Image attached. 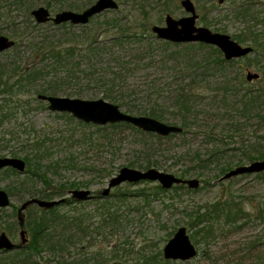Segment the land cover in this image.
<instances>
[{"label":"trees","instance_id":"1","mask_svg":"<svg viewBox=\"0 0 264 264\" xmlns=\"http://www.w3.org/2000/svg\"><path fill=\"white\" fill-rule=\"evenodd\" d=\"M157 1L161 2V0ZM45 3L48 8L56 11L78 10L79 8L71 0H46ZM12 5L23 10L27 23L21 24L12 21L13 38L16 43L11 50L16 52L15 57L17 58L10 63L0 65V125L14 118L17 114L15 110L17 106H20L22 96L27 92L35 98L39 94L67 97L90 95L89 97L93 98L89 92L68 90V87L73 84L103 86L102 97L125 108L126 112L130 114L152 116L161 121L170 118L179 119L181 122L179 126L183 128L179 134L183 136L190 132L192 124L203 111L200 110L201 104H197L198 97L203 98L209 95L211 99L219 100L225 106L231 105L229 103L232 102V108L241 116H247L254 109L264 105V72L263 77L258 80L260 84L263 83L262 85L247 87L242 90V93L234 88L233 80L228 78L213 88L203 86L205 84L202 85V83L208 75L215 74L216 71L224 74L226 65L235 62L236 59L226 60L223 53L213 45L201 42L172 43L157 38L152 32L154 24L149 15L150 10L146 5L143 6V13L139 17L132 16L133 14L130 12L129 16H116L109 20L107 18L104 22H99L97 19L100 15H97L86 25L49 23L51 27H54V30L60 31L57 38L56 34L42 32L43 25L33 19L31 12L37 5L35 0L30 1L29 5L27 0H11L10 7ZM9 11H4L0 7V16L3 13V15L9 16ZM250 13L249 4L238 6L237 16L245 19L248 25L245 27V32L236 36V39L241 43L252 45V53L256 54V61L260 62L264 57V29L259 31L258 24L264 23V16L260 20L254 15L249 18ZM76 27H82V31L78 34H76ZM23 44L24 50H21ZM158 50L159 54L155 52ZM198 51L203 54L199 55ZM247 57L249 55L243 58ZM150 67L156 68L158 72L154 77L149 76L142 86L143 89H148V95L145 97L148 99L151 97L153 102V106L147 108L135 102L141 99L135 98L141 92L134 88L128 78L139 71L150 69ZM200 70H203L204 75L198 73ZM160 73H164L170 81L163 78ZM177 81H180L181 84L177 85ZM184 82L186 83L184 84ZM174 84L176 87L173 86ZM142 87L140 88L142 89ZM140 88L139 90L142 91ZM167 91L169 95L162 98L161 93ZM133 94L135 95L133 96ZM64 115L72 118L69 114ZM78 125L83 128L79 136L80 140H95L104 147L115 142L112 139L113 135H121L127 131L141 137L143 141L153 138L162 142L163 139H171L177 135L160 136L145 132L127 122L101 126L78 120ZM90 127L96 128L97 138H94V134L87 133V129ZM5 135H7L6 132L3 135L0 132V141H6ZM204 135L211 145V150L207 157L196 155L191 158L190 166L188 165L181 172V177L190 174L194 167H198L204 172L203 170L209 168L211 164L219 163L222 155L226 152L223 150L222 143L219 144L221 140L217 134L215 135L213 129L206 131ZM263 142L264 135L258 136L252 143L250 141L246 143L243 139L239 149L246 153L248 161L261 160L264 159ZM152 151H155L153 145L144 142L136 144L134 149L136 161L130 162L129 166L140 170L157 167L158 164L149 158L141 160L144 159V155H152ZM18 153L23 154L27 164L21 187L27 186L30 181L32 182L36 178H40L44 184L34 192L31 198L53 200L56 197L65 196L71 187H89L88 183L78 182H72L68 186L60 184L57 188L52 187L47 169L52 167V163L57 158L52 156L50 148L46 146V140L43 138L33 139ZM18 153L13 152L12 155L16 157ZM55 163L59 164L60 162ZM229 168L230 166L222 167L220 172L224 175L230 170ZM3 171L16 176L22 174L11 167L5 168ZM99 171L103 178L111 177L113 174L109 168H101ZM244 175L264 178V172ZM148 182L150 181H140L136 184L125 183V187L121 185L115 188L116 192L111 195L115 197V200L120 201L129 197L146 199L151 195L146 188L131 190L130 187ZM185 186L187 185L178 184L172 189L177 190ZM153 190L154 194L162 195L171 189H164L157 183L153 186ZM8 193L11 196V189H8ZM72 203V200L68 198L64 203L52 208H42L36 204L29 206L24 211L23 226L30 237L29 244L13 250L16 252L0 264H8L9 259L18 256L19 260L16 263L25 264L32 258L31 253L42 250H49L54 255L56 264H124L125 262L118 260L128 253L130 255L131 252L126 249L125 245L132 246L133 244L128 240L123 243V248L117 244L107 252L97 248L96 244L92 245L89 241L85 247L82 245V241L86 237L97 235L108 237V235H116L121 230L126 218H123V215L113 207L114 203L107 199L102 204L105 213L100 220L93 223L84 216V213L76 214L75 211L65 210V207ZM4 210L0 209V213ZM16 217L17 221L12 225L21 229L18 213ZM188 218H190L188 224L193 230L192 236L195 237L199 234L203 242L211 243L224 231H240L243 227L241 223L244 220L251 221L253 218L259 221L264 220V207L258 206L255 215L242 207L240 203L235 202L233 198H226L215 201L200 212L198 211L196 215H189ZM194 229L196 230L194 231ZM263 239L264 236L259 237L256 241L251 242L252 247H250L255 249L258 246L259 248L264 246ZM81 246L83 248H80ZM137 256L139 263L142 264H157L159 259L165 263L169 262L164 256V258L162 257L161 253L157 256H148L140 252ZM219 259L224 263L223 258L218 257V264H222ZM52 261L48 260L47 264H51ZM257 264H264V258H259Z\"/></svg>","mask_w":264,"mask_h":264},{"label":"rangeland","instance_id":"2","mask_svg":"<svg viewBox=\"0 0 264 264\" xmlns=\"http://www.w3.org/2000/svg\"><path fill=\"white\" fill-rule=\"evenodd\" d=\"M30 1L33 0H27L28 5ZM116 1L119 3V8L101 13L97 19L99 22H104L107 18L109 20V18L116 16H129L130 12L133 14L132 16L139 17L142 15L143 6L145 5L150 10L149 15L154 25L165 24V18L168 14L174 18L188 15L181 5L182 0H161L160 3L157 0ZM192 1L199 14L197 20L198 26L208 27L212 31L228 34L237 42L239 41L236 39V36L244 33L245 27L248 25L245 19L237 16L238 6L243 4L247 6L249 4L251 8L249 18L254 15L260 20L264 16V0H251V3L250 0H226L222 4H219L218 0ZM35 2L37 5L33 9L40 6L47 7L46 0H35ZM71 2L79 7L78 10L74 11L80 12L94 4L96 0H71ZM10 3L11 0H0V7L4 11L10 10L9 16L3 15L4 13L0 16V36L6 35L14 39L12 21L26 24L27 18L22 9L14 5L10 7ZM48 9L52 15L59 12L55 9ZM42 25V32L56 34V38L60 34V31L54 30V27H51L49 23ZM258 28L259 31L263 30L264 23H259ZM75 29L77 30L76 34L82 31V27H76ZM239 43L244 46H252ZM21 50H24V44L21 46ZM155 52L157 54L160 53L159 50ZM197 53L199 55L203 54L201 51ZM15 56L16 52L11 49L1 53L0 65L12 62V60L17 58ZM256 60L255 53H250L247 58L236 59L235 62L226 65L224 74L217 71L212 75L207 74L208 76L204 79L202 85L205 84L203 86L213 88L223 82L225 78H228L233 80L232 85H234L236 90H240L241 93L247 87L262 85L263 83L260 84L258 80L263 77L264 57L260 62ZM157 72L156 68L150 67V69L142 72L139 71L128 78V81L134 88L141 92L135 97L141 99L135 102L143 107L148 108L153 106L151 97L150 99L145 97L148 95V89H143L142 86H144L149 76L154 77ZM248 72L258 73L261 77L249 81L247 79ZM198 73L204 75L203 70L198 71ZM160 75L168 79L167 81H170L164 73H160ZM176 84H181V82L177 81ZM176 84L173 86L176 87ZM137 86L139 88L142 87V89L140 88L142 91ZM68 90L72 92L82 90L85 93L89 92L93 97L90 98V95H86L79 98L98 99L103 98L101 92H103L104 87L73 84L68 87ZM168 95V91L161 93L162 98ZM21 102L20 106H17L15 110L17 114L14 118L0 125L2 135L5 132L7 134L5 135L6 141H0V151L2 152L0 156H13V152H21L33 139L38 137L45 139L46 146L50 148L52 156L57 158L52 163V167L47 169L49 172L48 179L51 180L52 187L57 188L60 184L68 186L72 182L89 184V187L69 188L66 195L63 196L66 199L72 200L70 194V190L72 189H90L93 194H100L108 186L110 179L122 167L129 166L130 162L136 161L134 153L136 144L139 145L144 142L153 145L155 151H152V155H144V159L141 160L149 158V160L158 164L155 168L172 173L178 177H181V172L191 164V158H194L196 155L207 157V154L211 150V145L207 142V137L204 135L206 131L208 132L213 129L215 135L217 134L221 140L219 144L222 143L223 150L226 151L219 163L211 164L209 168L203 170L204 172L198 167H194L190 174L181 177L199 179L201 185L197 189H190L188 186H185L177 190L171 189L162 195H156L153 193V186L157 183L148 182L130 187L131 190L146 188L147 192L151 194L146 199L129 197L123 201L115 200V197L111 195L116 192L113 189L111 194L105 198L97 196L89 200H72L73 203L66 206L65 210L75 211L76 214L84 213V216L91 223L97 222L102 218V215L105 213L102 204L107 199L111 200L114 203L113 207L119 211V214L123 215V218H126L123 227L116 235H108V237L100 235L91 237L88 235L89 237H86L82 241L84 247L89 241L92 245L96 244L97 248L107 252L117 244L123 248V243L125 240H128L132 242L133 247L131 245H125V247L132 254L128 255V253L118 261L125 262L124 264H142L139 263L138 253H145L148 256H157V254L161 253L163 257L164 246L174 236L178 228L185 226L192 242L198 249L197 256L188 261L168 260L169 262L167 263L160 260L159 257L157 264H218V257L223 258L224 263L219 259V262L221 261L222 264H257L259 258H264V246L260 248L258 246L256 247L257 249L251 248V242L264 236V220L259 221L254 218L251 221L244 220L241 223L243 227L240 231H224L211 243L203 242L199 234L195 237L192 236L193 230L188 224L190 222L189 215H196L198 211L200 212L206 206L218 200H225L226 198H233L235 202L240 203L242 207L247 211L253 212L255 215L258 211V206L264 207L263 177L240 175L227 180H220L223 176L220 172L222 167L230 166L229 169L231 170L237 166L252 162L248 161L246 153L239 148L243 139L246 143L248 141L252 143L255 142V138L257 139L258 136L264 135V105L261 108L254 109L247 116H241L232 108V102L229 103L231 105L225 106L219 100L211 99L209 95L203 98L198 97L197 104H201L200 110L203 111H201L199 117L192 124V128L188 134L184 136L177 134L171 139H163L162 142H158L153 138L143 141L141 137L127 131L121 135H113L112 139L115 142L104 147L101 144L99 145L95 140H80L79 136L83 128L79 127L78 119L70 113L49 110L47 102L39 99L38 96L35 98L29 92L22 96ZM122 110L126 112L125 108H122ZM64 114H69L72 118ZM164 122L176 125L181 124L179 119L172 118ZM87 133L94 134V138L98 137L95 127L88 128ZM223 140H225L224 143ZM16 157L23 158V154L18 153ZM57 161L60 163L56 164L55 162ZM101 168L111 169L113 171L112 176L103 178L99 171ZM200 172L201 174H199ZM24 178L25 174L23 173L16 176L3 170L0 171V188L7 192L8 189L12 191L10 207L5 208L0 213V234L6 232L17 244L21 242L20 229L12 224L17 221L16 214L18 213V209L25 200L30 199L34 192L44 185L40 178H36L32 182L30 181L27 186L21 187ZM122 187H125V184ZM61 198L56 197L55 199ZM28 239L27 244L30 242L29 235ZM80 248L83 247L81 246ZM15 252H0V262L8 258V256H12ZM31 256L32 258L25 264H47L48 260H53L51 264H56L54 255L49 250L31 253ZM17 260H19V256L9 259L8 264H17Z\"/></svg>","mask_w":264,"mask_h":264},{"label":"water","instance_id":"3","mask_svg":"<svg viewBox=\"0 0 264 264\" xmlns=\"http://www.w3.org/2000/svg\"><path fill=\"white\" fill-rule=\"evenodd\" d=\"M226 0H218L220 4ZM182 7L188 15L174 18L170 14L166 16L165 24H156L152 27V32L159 39L169 41L172 43H196L201 42L217 47L226 60H233L248 56L253 52L252 46H244L232 39L228 34L221 32H214L208 27L198 26L197 20L199 14L196 6L192 0H182ZM119 8V3L116 0H96L94 4L77 12L74 10H62L52 15L51 11L45 7L40 6L32 10L31 15L39 24H46L52 22L55 25L63 23H71L74 25H86L90 20L107 11L116 10ZM15 40L9 36H0V54L13 48ZM258 73L248 72L247 79L252 81L259 78ZM38 98L48 103V109L53 112H67L78 120L87 124L107 125L119 122L130 123L137 128L145 131L158 134L160 136H169L171 134H179L183 128L176 124H168L164 121L156 119L147 115H133L125 112L122 108L113 102L104 98L98 99H83L79 97L54 96L47 94H39ZM26 161L20 157L14 156H0V171L5 168H13L20 173L26 171ZM264 172V159L252 161L249 164L237 166L226 172L220 180H227L236 176L244 174H257ZM140 181L156 182L164 189H172L175 185L185 184L190 189H197L201 185V181L197 178H181L172 173H167L155 167L146 170L124 166L119 172L114 175L108 186L105 187L100 194L96 195L90 189H72L70 194L72 200H89L97 196L108 197L112 190L125 184H136ZM67 199L46 200L41 198H30L25 200L18 209V220L21 226L19 235L21 242L15 243L6 232L0 234V252H10L28 243V233L24 226V211L31 205L36 204L42 208H52ZM11 205L10 194L0 188V209H5ZM198 254L196 245L192 242L187 228L182 226L178 228L174 236L167 242L163 248V256L167 260H181L188 261L195 258Z\"/></svg>","mask_w":264,"mask_h":264},{"label":"flooded vegetation","instance_id":"4","mask_svg":"<svg viewBox=\"0 0 264 264\" xmlns=\"http://www.w3.org/2000/svg\"><path fill=\"white\" fill-rule=\"evenodd\" d=\"M219 3V2H218ZM220 4V3H219ZM166 19V18H165ZM49 23H52V22H49ZM162 25H164V24H162ZM215 32V31H214ZM155 35V34H154ZM11 38V37H10ZM12 39V38H11ZM16 42V41H15Z\"/></svg>","mask_w":264,"mask_h":264}]
</instances>
